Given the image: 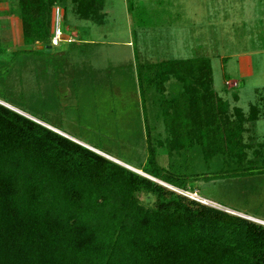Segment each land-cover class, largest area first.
Wrapping results in <instances>:
<instances>
[{
	"label": "trees",
	"instance_id": "16d2710c",
	"mask_svg": "<svg viewBox=\"0 0 264 264\" xmlns=\"http://www.w3.org/2000/svg\"><path fill=\"white\" fill-rule=\"evenodd\" d=\"M71 1L81 20L103 14L104 0ZM18 2L23 44L50 42L44 12L52 15L60 0ZM137 73L142 87L145 81L163 92L171 76L182 86L162 103L171 134L167 167L158 164L146 125L140 170L149 177L0 103V264H264V224L167 186L264 172L247 157L243 138L244 123L264 117V100L263 109L251 104L248 116L236 106L230 113L206 57L142 64ZM263 144L252 154L263 155ZM182 154L183 161L173 159ZM198 154L206 165L221 156L222 167L196 172ZM139 193L152 203L144 205Z\"/></svg>",
	"mask_w": 264,
	"mask_h": 264
},
{
	"label": "rangeland",
	"instance_id": "374dc122",
	"mask_svg": "<svg viewBox=\"0 0 264 264\" xmlns=\"http://www.w3.org/2000/svg\"><path fill=\"white\" fill-rule=\"evenodd\" d=\"M234 3L104 0L101 18L86 21L78 18L74 2L60 0L63 36L74 40L58 46L46 40L30 50L33 46L22 40L18 0H0L4 40L0 101L100 148L107 152H102L105 157H114L117 160H111L140 174L147 156V125L157 145V162L167 167L171 134L164 124L162 103L177 95L182 86L171 76L163 92L145 81L142 87L138 65L206 57L212 67L213 89L228 101L230 113L234 106L244 116L251 104L263 109L264 34H256L259 26L253 25L251 17L242 24ZM44 14V24L53 25V11ZM144 72L149 77L154 73ZM244 128L243 138L250 146L247 157L264 166L263 151L257 157L252 154L258 143H264V117L245 122ZM197 156L193 159L196 172L208 175L222 167L221 156H213L209 165ZM184 157L173 159L183 161ZM167 186L188 195L196 192L203 203L264 224V172L191 180L186 189ZM138 197L144 205L153 201L142 193Z\"/></svg>",
	"mask_w": 264,
	"mask_h": 264
},
{
	"label": "crops",
	"instance_id": "0c3cea01",
	"mask_svg": "<svg viewBox=\"0 0 264 264\" xmlns=\"http://www.w3.org/2000/svg\"><path fill=\"white\" fill-rule=\"evenodd\" d=\"M220 1H224V0H220ZM234 6L237 10V12L239 13L237 17H242V24L246 25L247 24V20H248V17H251L252 18V23L253 25H258V29L256 30L257 33L256 34H264V0H235V3H234ZM53 11V10H52ZM249 11L251 12V14H249ZM1 38L3 39L2 37V34H1ZM41 44V42H39ZM38 43L36 42L35 44H31V46H33L32 48H27V49H30V50H36V46ZM43 44V43H42ZM30 46V47H31ZM46 46V45H45ZM48 46V45H47ZM51 48V47H50ZM263 50V49H262ZM38 51V50H37ZM227 82H231V81H235V80H227ZM225 81V82H226ZM6 105H8L9 107H12L10 106L11 104L9 103H6ZM20 111V110H19ZM24 113V112H23ZM26 115H28L29 117L37 120L40 122V120H38L37 118H34L32 116H30L29 114L25 113ZM45 125L51 129H53L54 131H57L59 132L60 134L76 141V142H79L80 144H83L91 149H93L94 151L102 154L103 153H107L103 150H101L100 148L99 149H96V148H92L90 146V144L84 142L83 140L71 135V134H68L64 131H61L59 128H56L54 127L53 125H50L48 123H45ZM112 157V156H111ZM111 159H115L117 160L116 158L112 157Z\"/></svg>",
	"mask_w": 264,
	"mask_h": 264
},
{
	"label": "built area",
	"instance_id": "2783aa9c",
	"mask_svg": "<svg viewBox=\"0 0 264 264\" xmlns=\"http://www.w3.org/2000/svg\"><path fill=\"white\" fill-rule=\"evenodd\" d=\"M61 19H62V9L60 6H55L53 8V26H52V36L50 39V46H58L62 41H68L71 42L74 40V38L72 37H68L65 38L64 32L62 30V23H61ZM183 195H186L192 199H195L197 201H200V199L198 198L197 193H190L189 195L184 193L182 190H175ZM201 202V201H200Z\"/></svg>",
	"mask_w": 264,
	"mask_h": 264
},
{
	"label": "water",
	"instance_id": "95a60500",
	"mask_svg": "<svg viewBox=\"0 0 264 264\" xmlns=\"http://www.w3.org/2000/svg\"><path fill=\"white\" fill-rule=\"evenodd\" d=\"M50 47V46H49ZM0 103L1 104H3V105H5V106H7V107H9L8 105H6L5 103H3V102H1L0 101ZM9 108H11V109H13V110H15V111H17V112H19V113H21L19 110H17V109H15V108H13V107H9ZM21 114H23V115H25V116H27V117H29L28 115H26L25 113H21ZM29 118H31V117H29ZM31 119H33V118H31ZM33 120H35V119H33ZM36 122H39V121H37V120H35ZM39 123H41V122H39ZM41 124H43V125H45L44 123H41ZM46 126V125H45ZM49 128V127H48ZM57 132V131H56ZM59 133V132H58ZM91 149V148H90ZM93 150V149H92ZM144 176H147L146 174H143ZM147 177H149V176H147ZM153 180H155V179H153ZM155 181H158V180H155ZM158 182H160V181H158Z\"/></svg>",
	"mask_w": 264,
	"mask_h": 264
},
{
	"label": "bare ground",
	"instance_id": "6f19581e",
	"mask_svg": "<svg viewBox=\"0 0 264 264\" xmlns=\"http://www.w3.org/2000/svg\"><path fill=\"white\" fill-rule=\"evenodd\" d=\"M204 201V200H203ZM205 202V201H204Z\"/></svg>",
	"mask_w": 264,
	"mask_h": 264
}]
</instances>
